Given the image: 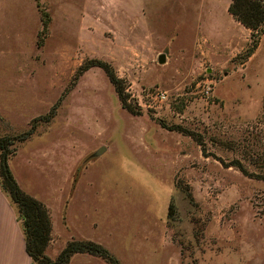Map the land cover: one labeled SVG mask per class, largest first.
<instances>
[{
  "label": "rangeland",
  "instance_id": "rangeland-1",
  "mask_svg": "<svg viewBox=\"0 0 264 264\" xmlns=\"http://www.w3.org/2000/svg\"><path fill=\"white\" fill-rule=\"evenodd\" d=\"M230 2L0 0V136L51 212L50 257L77 239L122 264H264V179L230 165L260 169L264 33L246 58Z\"/></svg>",
  "mask_w": 264,
  "mask_h": 264
},
{
  "label": "trees",
  "instance_id": "trees-1",
  "mask_svg": "<svg viewBox=\"0 0 264 264\" xmlns=\"http://www.w3.org/2000/svg\"><path fill=\"white\" fill-rule=\"evenodd\" d=\"M228 10L234 18L250 29V41L246 50V58H248L258 47L264 33V0H231ZM95 65L105 70L116 87L123 107L137 113L136 107L128 97L125 79L118 75L112 63L94 58L89 59L82 69L86 70ZM32 129L28 130L19 140L26 138ZM16 139L18 138L12 135L0 136V186L18 209V217L22 222L25 234L26 251L31 257L32 263L69 264L75 254L87 253L100 257L109 264H122L107 247L91 240H70L55 259L46 253L53 240L51 212L45 203L24 191L9 165L8 158L13 151L12 146ZM251 156L253 157L250 158ZM248 157L250 162L260 169L250 170L242 159H234L230 165H236L244 173L254 174L253 176L264 179V148L257 149Z\"/></svg>",
  "mask_w": 264,
  "mask_h": 264
},
{
  "label": "crops",
  "instance_id": "crops-1",
  "mask_svg": "<svg viewBox=\"0 0 264 264\" xmlns=\"http://www.w3.org/2000/svg\"><path fill=\"white\" fill-rule=\"evenodd\" d=\"M47 253L49 254V248ZM51 257L56 258L55 256ZM0 264H33L31 257L26 251L25 234L22 222L18 217V209L1 186ZM70 264H73V260Z\"/></svg>",
  "mask_w": 264,
  "mask_h": 264
},
{
  "label": "water",
  "instance_id": "water-1",
  "mask_svg": "<svg viewBox=\"0 0 264 264\" xmlns=\"http://www.w3.org/2000/svg\"><path fill=\"white\" fill-rule=\"evenodd\" d=\"M164 60H165V54L163 53L160 55V61H164ZM102 150H103V147L99 149V152H101Z\"/></svg>",
  "mask_w": 264,
  "mask_h": 264
},
{
  "label": "built area",
  "instance_id": "built-area-1",
  "mask_svg": "<svg viewBox=\"0 0 264 264\" xmlns=\"http://www.w3.org/2000/svg\"><path fill=\"white\" fill-rule=\"evenodd\" d=\"M158 95H160L161 97H165L166 96L165 92H160Z\"/></svg>",
  "mask_w": 264,
  "mask_h": 264
}]
</instances>
